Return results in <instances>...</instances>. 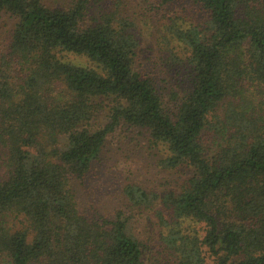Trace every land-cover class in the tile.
<instances>
[{"label": "trees", "instance_id": "obj_1", "mask_svg": "<svg viewBox=\"0 0 264 264\" xmlns=\"http://www.w3.org/2000/svg\"><path fill=\"white\" fill-rule=\"evenodd\" d=\"M2 16L0 264H264V0H0ZM143 23L166 77L141 69ZM122 125L180 175L124 188L149 242L125 211L80 207Z\"/></svg>", "mask_w": 264, "mask_h": 264}, {"label": "rangeland", "instance_id": "obj_2", "mask_svg": "<svg viewBox=\"0 0 264 264\" xmlns=\"http://www.w3.org/2000/svg\"><path fill=\"white\" fill-rule=\"evenodd\" d=\"M181 5L193 9L188 3ZM3 19V16L0 17V23ZM151 24L143 23L145 37L141 69L145 73L166 77L165 51L156 40L157 34L151 32ZM164 155L161 147L151 141L147 130L127 125L118 127L107 140L100 159L94 163L86 179L77 182L81 209L89 215H102L110 219L123 210L131 216L132 232L149 242L154 238L155 231L146 222L147 214L131 209L123 192L127 185L134 184L158 192L173 189L180 175L160 165Z\"/></svg>", "mask_w": 264, "mask_h": 264}]
</instances>
